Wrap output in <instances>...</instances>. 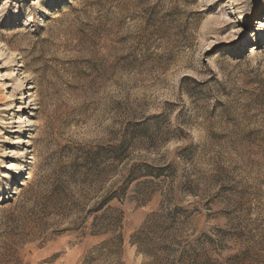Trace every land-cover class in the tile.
Here are the masks:
<instances>
[{"label":"rangeland","instance_id":"obj_1","mask_svg":"<svg viewBox=\"0 0 264 264\" xmlns=\"http://www.w3.org/2000/svg\"><path fill=\"white\" fill-rule=\"evenodd\" d=\"M0 264H264V0H0Z\"/></svg>","mask_w":264,"mask_h":264}]
</instances>
